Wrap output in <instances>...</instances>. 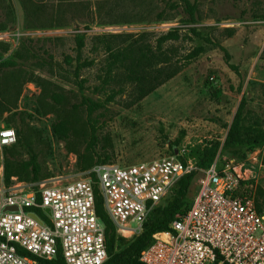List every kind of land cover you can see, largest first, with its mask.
<instances>
[{
  "label": "rangeland",
  "instance_id": "1",
  "mask_svg": "<svg viewBox=\"0 0 264 264\" xmlns=\"http://www.w3.org/2000/svg\"><path fill=\"white\" fill-rule=\"evenodd\" d=\"M6 1L13 13L6 14L0 4V42L7 45L5 52L0 49V63L9 61L7 74L27 70L28 81H21L16 106L10 111L0 107V131L13 128L16 132L14 143L0 144V188L38 192L41 183L86 178L94 166L104 164L85 168L81 156L87 148L93 160L98 153H108L110 160L105 163L129 165L175 150L197 162L208 147L216 148L221 162L233 160L253 167L257 207L264 210V143L223 148L238 114L242 137L264 133V0H33L41 5L39 13L27 20L52 23L46 26L29 25L20 0ZM164 7L175 16L155 19ZM117 18L130 21L100 23V19ZM169 30L179 33L177 40L164 43L175 49V58L182 64L176 75L135 103L128 93L108 98V92L95 90L103 53L93 51V35L150 31L154 41ZM79 32L87 36L80 55L74 42ZM29 38L49 63L15 56L22 39ZM92 58L94 65L80 66ZM32 75L53 83L44 91L42 85L29 81ZM16 91L11 87L9 94ZM83 97L102 107L90 114ZM7 160L16 171L9 182ZM196 192L197 183L189 193L191 199ZM172 193L155 209L166 206ZM141 231L131 235L117 227L124 240L116 250Z\"/></svg>",
  "mask_w": 264,
  "mask_h": 264
},
{
  "label": "built area",
  "instance_id": "2",
  "mask_svg": "<svg viewBox=\"0 0 264 264\" xmlns=\"http://www.w3.org/2000/svg\"><path fill=\"white\" fill-rule=\"evenodd\" d=\"M15 141L13 128L0 131L2 146ZM196 168L195 161L178 152L129 165L100 164L86 178L41 183L38 192L2 186L0 264H38L37 257L52 259L59 246L66 264H103L108 252L96 211L97 194L118 229L132 235L142 230L176 182ZM200 171L189 208L175 216L170 229L153 234L139 260L143 264H264V210L257 207L253 167L221 162L216 156Z\"/></svg>",
  "mask_w": 264,
  "mask_h": 264
},
{
  "label": "trees",
  "instance_id": "3",
  "mask_svg": "<svg viewBox=\"0 0 264 264\" xmlns=\"http://www.w3.org/2000/svg\"><path fill=\"white\" fill-rule=\"evenodd\" d=\"M20 2L25 10L26 20L27 17L28 19H31V17L36 16L39 13L41 5L35 4L33 0H20ZM0 4L6 14L8 13L11 16L13 13L11 10V4L6 0H0ZM82 6L84 8L85 3H82ZM170 7L173 8V5ZM190 7L192 8V6ZM101 8L102 5L99 4L98 11L101 10ZM174 16L175 15L165 7L155 13V19L157 20L171 19ZM92 19H94V16ZM148 19L154 18L149 16ZM127 20L128 19L118 18L113 20L100 19V23ZM27 21H29V25H52V23H35L31 22V20ZM57 25H61V23L59 22ZM193 31H195V29H193ZM152 35H154V32L150 31L93 35L91 37L93 40V51L103 53L101 59L103 65L100 67V73L97 77L100 80V83L95 85V90L97 92H108V98H114L116 95L128 93L132 102L135 103L176 75L182 68V64H180L179 60L175 58V49L172 46L165 47L164 43L169 40H177L179 38V33L177 30H169L156 36L154 41L150 40ZM86 37V34L83 32L75 34V50L78 55L81 54L86 45ZM54 39L62 38L57 37ZM35 42L36 41L31 38L22 39L20 47L16 50L15 56L34 59L46 64L49 63L43 53H40V50L35 47ZM0 49H3L2 51L5 52L7 50V45L0 42ZM199 50H201V48H198V51ZM43 51L44 53H47V50ZM194 55H196V52L190 54V56L187 57L188 60ZM78 60L80 59L78 58ZM95 61L96 60L93 58L90 60L85 59L80 66H92L95 64ZM8 64V60L0 63V107L3 110L10 111L11 106H16L21 81L28 80L25 78L27 74V70L25 69H17L12 71L11 74H7L6 66ZM30 77H32V80L29 81H34L36 84L42 85L44 91H47L49 86L53 83L39 75H32ZM11 87L17 88V91L13 94H9ZM61 99L64 100V97L61 96ZM83 103L87 106L90 114L95 111L96 108L102 107L101 103L86 97H83ZM95 131V128L92 127L93 137H95ZM262 143H264V133L259 137H242L240 135V114H238L229 128L226 136V144L223 148L229 149L230 146H234L235 144H238L239 146H244L246 144L256 146ZM216 152V148L205 147L203 149L202 155L196 162L197 168L185 174L176 182L172 189L173 193L168 204L161 209H155L154 207L145 221L142 231L119 251L116 250V244L124 239L118 236L116 232V224L107 213L103 205L102 197L97 194L96 211L105 228L108 252V258L103 264H143L139 260L141 250L153 240L154 233L170 229V224L175 216L189 208L192 202L189 193L201 173L200 169L210 166L216 157ZM81 157L84 160L85 168L92 166L94 163H105L110 160V155L108 153H98L97 156H95L96 159L94 158L93 160L94 154L89 148H87ZM12 165L13 162L10 160L5 161L6 182H9L12 173H16ZM37 171L38 166L34 165L33 173H36ZM91 174L93 178L96 179L95 173L92 172ZM258 209L259 211H262L260 206ZM37 212L43 214L41 209H37ZM37 261L38 264H66L60 246L58 247L56 256L52 259L37 257Z\"/></svg>",
  "mask_w": 264,
  "mask_h": 264
},
{
  "label": "water",
  "instance_id": "4",
  "mask_svg": "<svg viewBox=\"0 0 264 264\" xmlns=\"http://www.w3.org/2000/svg\"><path fill=\"white\" fill-rule=\"evenodd\" d=\"M175 153H177V150H175ZM6 209H17V206H7L6 207ZM44 211L46 212V213H50V209L49 208H44Z\"/></svg>",
  "mask_w": 264,
  "mask_h": 264
}]
</instances>
